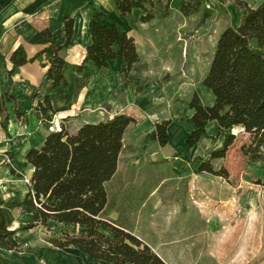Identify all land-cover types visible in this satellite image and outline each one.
Listing matches in <instances>:
<instances>
[{"label": "crops", "instance_id": "crops-1", "mask_svg": "<svg viewBox=\"0 0 264 264\" xmlns=\"http://www.w3.org/2000/svg\"><path fill=\"white\" fill-rule=\"evenodd\" d=\"M165 1L155 2L153 17L142 21L144 11L135 8L123 15L113 0H0V101L4 109L1 113L0 103V221L4 220L9 230L31 220V215L23 210L33 171L25 153L31 147H39L51 131L35 109L47 93L48 65L32 58L49 44L63 45L64 29L68 26L72 29L71 44L61 52L68 83L48 92L52 126H64L74 133L84 123H97L117 114L132 117L134 122L127 126L123 135L117 168L105 182V216L139 237L166 264H205L203 261L196 263L194 259L198 250L195 195L199 178L205 180L208 173H197V163L193 160L207 157L210 150L220 147L223 134L218 132L217 123L211 121L206 131L216 139L202 138L190 146L187 131L193 126L184 119L191 113L188 99L193 92L205 105L214 102L212 92L201 82L208 71L218 36L208 50L201 42L212 35L197 36L189 22L191 16L200 12L184 16L178 9L182 0H177L163 16ZM224 1L223 7L231 10L236 18L223 29L236 27L241 10L233 6L232 0ZM261 1L248 4L255 6ZM92 8L105 13L103 24L116 23L119 30L134 39L139 61L127 78L118 73V62L96 69L88 61L85 62L87 70H73L74 65L83 62L86 47L91 43L88 22ZM209 17L200 20L203 31ZM43 31L51 35L46 36ZM19 46L29 61L9 75L10 55ZM34 90L37 91L35 98L32 97ZM16 104L25 111L21 116L15 114ZM162 119L170 120L169 139L164 146H159L155 123ZM235 130L241 129L235 127ZM9 152L15 154L13 158L8 157L6 153ZM223 159H213L211 163ZM208 175L215 177L218 183L225 182L220 176ZM173 192L180 196L189 193L190 201L171 204L160 196ZM222 206L226 218L223 226L238 225L241 229L227 256L213 259L210 264L231 260L239 241H249L253 251L258 250L259 257L261 247L257 248L256 244L260 241V230L256 227L260 225H256L255 213H236L240 208L244 210L240 198L233 207ZM245 225L253 229L254 235L251 239H238ZM54 234L44 227L14 232L8 237L12 249L0 245V264H108L71 246H52L47 240Z\"/></svg>", "mask_w": 264, "mask_h": 264}, {"label": "trees", "instance_id": "trees-1", "mask_svg": "<svg viewBox=\"0 0 264 264\" xmlns=\"http://www.w3.org/2000/svg\"><path fill=\"white\" fill-rule=\"evenodd\" d=\"M177 0H166L162 15ZM241 10V19L236 27L227 26L218 35L208 71L202 85L213 94L211 105L202 103L196 92L188 99L191 111L184 121L193 127L187 131V144L193 146L202 138L209 136L206 126L217 123L218 132L223 134L220 147L208 152L207 157H196L197 173H208L227 179L228 170L215 168L211 161L224 158L228 148L235 140L234 128L251 136L250 151L253 158L264 161V0L255 6L246 0H233ZM121 14L132 9L144 11L142 21L153 17V7L159 0H113ZM204 0H182L178 9L184 16L200 12L202 19L209 17L211 9L203 4ZM105 13L92 8L88 22L91 43L81 64L73 70H87L85 62L91 61L96 69L109 67L118 62V73L128 77L133 65L139 61L134 39L125 31L119 30L116 23L103 24ZM65 42L55 46L49 44L32 59L48 65L46 77L49 81L47 93L35 109L40 119L48 125L52 123V107L48 92L68 83L65 59L62 50L71 44L72 29L65 26ZM43 34L50 36L48 31ZM9 75L29 59L19 46L10 55ZM132 85V82H127ZM37 96L34 90L32 97ZM1 113L4 111L2 101ZM19 104L15 105L16 116L24 114ZM134 122L126 114H117L110 119L97 123H84L74 133L64 126L51 130L39 147H31L25 159L33 168L29 179V191L23 210L31 215V220L9 230L0 221V245L12 249L8 237L18 230L35 227L49 229V223L62 225L59 234L47 241L54 247H74L93 259L108 264H166L146 243L131 231L115 225L105 216V182L117 168L118 156L123 144L127 126ZM7 116L2 125L5 127ZM169 119L155 123L156 139L164 146L169 139ZM9 158L14 153H6ZM11 171L14 169L10 166ZM264 179V169H263ZM264 187V182H263ZM264 193V192H263ZM264 195V194H263Z\"/></svg>", "mask_w": 264, "mask_h": 264}, {"label": "rangeland", "instance_id": "rangeland-1", "mask_svg": "<svg viewBox=\"0 0 264 264\" xmlns=\"http://www.w3.org/2000/svg\"><path fill=\"white\" fill-rule=\"evenodd\" d=\"M247 1L250 4L255 3V0ZM224 2V0H204V6L211 9L209 21L207 24L204 23L205 21L204 25L202 24L204 31L201 28V13L191 16L189 19L197 36L202 38L205 34L212 35L207 40L204 38L205 41L201 42L202 45L207 46L208 50L220 30L235 21L234 13L231 10L226 11L223 7ZM231 3L237 7L233 0ZM234 133L235 140L228 148L224 159L222 161L215 160L213 164L215 168L225 167L228 170L229 178L225 179L224 183H218L215 177L205 174V180L202 181L200 178L198 180V191L195 195L198 203V250L196 258H194L196 263L203 261L205 264H210L213 259H223L233 249L231 244L237 239L241 227L238 225L223 226L226 218L223 217L222 205L233 207V204L240 198L244 210H240V208L235 212L249 214L252 211L255 213L256 225H260L256 227L260 230V241L256 247H261V255L258 257V250L253 251V245L249 241H243L244 243L239 241L237 252L232 254L233 256L231 255V260L226 261L227 259H225L223 264H264V161L253 158L250 151L251 136L249 134L242 130H235ZM160 196L167 198L166 202L171 204H184L190 201L189 193L180 196L173 192L169 196L166 194ZM181 212L184 213V211ZM193 213L194 208H192ZM213 216L214 219H211ZM247 224L251 227V224ZM248 225L244 226V233L238 239L247 240L253 237V229H249ZM62 228H64L62 225H55L51 222L47 230L50 231V234H59ZM254 230L256 231L255 228Z\"/></svg>", "mask_w": 264, "mask_h": 264}, {"label": "built area", "instance_id": "built-area-1", "mask_svg": "<svg viewBox=\"0 0 264 264\" xmlns=\"http://www.w3.org/2000/svg\"><path fill=\"white\" fill-rule=\"evenodd\" d=\"M49 130H54V129H59L58 126H56L55 128L52 126V123H51V126L48 128Z\"/></svg>", "mask_w": 264, "mask_h": 264}]
</instances>
